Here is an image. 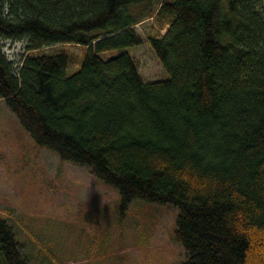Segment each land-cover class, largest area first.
Returning a JSON list of instances; mask_svg holds the SVG:
<instances>
[{
  "label": "trees",
  "instance_id": "trees-1",
  "mask_svg": "<svg viewBox=\"0 0 264 264\" xmlns=\"http://www.w3.org/2000/svg\"><path fill=\"white\" fill-rule=\"evenodd\" d=\"M0 0V98L34 142L131 201L179 209L181 264H264V0ZM148 41L169 76L146 81L128 48ZM59 43L73 54L35 50ZM118 53L105 58L103 52ZM0 264H31L0 218Z\"/></svg>",
  "mask_w": 264,
  "mask_h": 264
},
{
  "label": "rangeland",
  "instance_id": "rangeland-1",
  "mask_svg": "<svg viewBox=\"0 0 264 264\" xmlns=\"http://www.w3.org/2000/svg\"><path fill=\"white\" fill-rule=\"evenodd\" d=\"M160 6L152 0L151 12ZM144 37L128 48L146 81L163 79L168 72L155 55L148 38L164 34L154 16L135 25ZM3 54L15 66L28 52L24 39L0 41ZM70 51L79 67L85 47L59 43L34 53ZM118 50L102 53L112 57ZM120 192L88 167L63 161L38 146L16 114L0 98V218L15 230L31 264H181L183 246L175 238L178 207L135 198L124 213Z\"/></svg>",
  "mask_w": 264,
  "mask_h": 264
}]
</instances>
